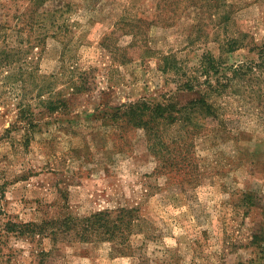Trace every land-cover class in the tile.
<instances>
[{
	"label": "rangeland",
	"instance_id": "374dc122",
	"mask_svg": "<svg viewBox=\"0 0 264 264\" xmlns=\"http://www.w3.org/2000/svg\"><path fill=\"white\" fill-rule=\"evenodd\" d=\"M263 45L264 0H0V264H264ZM207 53L256 65L224 125L149 140L127 108L197 97Z\"/></svg>",
	"mask_w": 264,
	"mask_h": 264
},
{
	"label": "trees",
	"instance_id": "16d2710c",
	"mask_svg": "<svg viewBox=\"0 0 264 264\" xmlns=\"http://www.w3.org/2000/svg\"><path fill=\"white\" fill-rule=\"evenodd\" d=\"M240 41L238 39H232L228 44V52H233L237 49ZM259 49L260 57H264V45L260 47H254ZM264 59V58H263ZM256 67L248 64H241L233 67V77L242 78L244 84H248L250 81L246 79L245 75H252L253 68ZM203 74L206 76V80L201 83L198 77H193L181 84V90L188 92L198 91V96L187 101L185 104L176 102L174 99L175 94L172 93L171 103L168 105L156 104V103H145L155 106L152 110L148 109L146 106L143 108H138L136 106H129L126 114H140L142 120L137 125L142 126L149 140L152 141L153 134L157 133L158 126L165 120L169 125L175 124L177 121L182 123L183 126L188 128H194L197 130L203 129L205 125L212 124L214 128L216 127L215 122L220 121L221 125H224L225 121L220 119L221 113V103L219 102L220 97L231 88L235 78L226 79L225 71L222 70L220 60L217 61L212 53H207L203 55L201 64L199 66ZM246 71V72H245ZM245 72V73H244ZM238 80V79H236ZM251 82V81H250ZM65 101L62 100L58 105L65 106ZM55 103H50L49 107L53 108ZM218 125V124H217ZM211 130V127H209ZM192 133V132H190ZM102 214H96L95 218H100ZM94 218V219H95ZM88 220H91L88 219ZM51 226L50 221H45L43 223L34 222H16L11 221L7 225V230L10 233L16 234L19 238L35 239L38 236L46 234L48 227ZM4 235L0 234V245L5 244ZM1 245V246H2Z\"/></svg>",
	"mask_w": 264,
	"mask_h": 264
}]
</instances>
